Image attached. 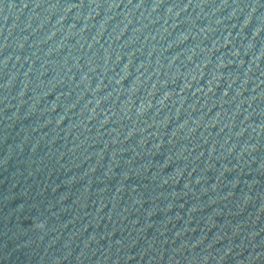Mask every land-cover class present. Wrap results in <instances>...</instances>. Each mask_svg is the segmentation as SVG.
<instances>
[{"label": "water", "instance_id": "obj_1", "mask_svg": "<svg viewBox=\"0 0 264 264\" xmlns=\"http://www.w3.org/2000/svg\"><path fill=\"white\" fill-rule=\"evenodd\" d=\"M0 264H264V0H0Z\"/></svg>", "mask_w": 264, "mask_h": 264}]
</instances>
